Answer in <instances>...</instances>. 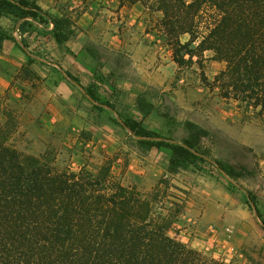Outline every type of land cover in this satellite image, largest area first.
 I'll list each match as a JSON object with an SVG mask.
<instances>
[{
  "label": "trees",
  "instance_id": "16d2710c",
  "mask_svg": "<svg viewBox=\"0 0 264 264\" xmlns=\"http://www.w3.org/2000/svg\"><path fill=\"white\" fill-rule=\"evenodd\" d=\"M118 1L140 2L150 13H161L155 25L164 31L179 66L212 51V60L225 63L213 77L218 96L264 121V0ZM2 15H46L58 41L75 25L69 15L51 16L35 0H0ZM183 34L189 35L185 42ZM0 112L5 116L0 119V264H226L169 234L180 211L156 209L158 187L143 192L123 185L112 174L110 161L96 171L85 166L75 171L59 168L45 153H25L11 142L15 115L1 106ZM125 124L139 136L156 135L130 119ZM183 125L187 134L180 142L139 140L143 148L170 150L171 173L210 156L209 131L191 120ZM216 162L232 177L246 169ZM250 264H264V255L251 257Z\"/></svg>",
  "mask_w": 264,
  "mask_h": 264
},
{
  "label": "crops",
  "instance_id": "0c3cea01",
  "mask_svg": "<svg viewBox=\"0 0 264 264\" xmlns=\"http://www.w3.org/2000/svg\"><path fill=\"white\" fill-rule=\"evenodd\" d=\"M35 1L51 16L69 15L75 25L58 41L46 15L0 17V106L15 115L17 132L127 151L129 168L135 164L141 176L168 168V148H143L139 140L180 142L187 132L166 134L163 101L182 107L177 121L184 130L186 120L197 122L189 114L204 94L199 86L176 79L177 64L166 50L164 34L150 29L154 12L140 2L64 0L56 6L52 1L62 0ZM126 119L156 135H137Z\"/></svg>",
  "mask_w": 264,
  "mask_h": 264
},
{
  "label": "rangeland",
  "instance_id": "374dc122",
  "mask_svg": "<svg viewBox=\"0 0 264 264\" xmlns=\"http://www.w3.org/2000/svg\"><path fill=\"white\" fill-rule=\"evenodd\" d=\"M52 2L56 6L64 4V0ZM154 16L150 29L156 28L161 13L154 12ZM160 31L172 57L173 47L164 31ZM188 37L183 34L180 40L185 42ZM212 54L206 50L197 62L181 66L176 63V79L182 77L183 84L199 86L204 94V100L198 99V105L189 115L210 133L206 142L210 156H205L203 162L197 160L196 165L187 170L171 173L165 166L153 176H141L135 164L129 168L132 163L124 155L127 151H108L103 147L82 145L75 139L68 144L58 135L29 138L17 132V128L11 142L25 153L47 154L61 169L76 171L85 166L96 171L100 164L110 161L112 174L123 185H134L143 192L159 188L158 211L164 214L180 211L169 230L171 236L226 264H250L251 257L264 255V121L244 115L235 103L218 96L213 77L221 70L219 64L222 62L225 66V63L211 62ZM201 92L199 90L197 95ZM162 110L168 128L166 134L181 137L185 129L177 118L183 115L182 107L166 98ZM0 119L5 120L2 112ZM119 156L121 159L117 161ZM215 160L223 164H242L246 169H239L237 172L243 173L232 177Z\"/></svg>",
  "mask_w": 264,
  "mask_h": 264
}]
</instances>
